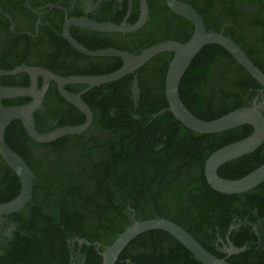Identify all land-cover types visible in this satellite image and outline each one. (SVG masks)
Returning <instances> with one entry per match:
<instances>
[{"label": "flooded vegetation", "instance_id": "obj_1", "mask_svg": "<svg viewBox=\"0 0 264 264\" xmlns=\"http://www.w3.org/2000/svg\"><path fill=\"white\" fill-rule=\"evenodd\" d=\"M177 1L193 7L207 31L222 33L236 42L264 72V0ZM145 2L148 19L137 31L99 32L69 25L76 19L134 25L141 18ZM67 29L74 40L90 51L116 48L139 54L163 42L184 44L193 36L196 26L175 13L168 0H0V70L11 71L26 65L67 78L105 75L122 67L120 58L89 56L77 50L67 38ZM208 46L215 50L212 58L198 59L200 52L186 73L199 103L215 105L226 89L229 59L223 47ZM173 57L172 52L159 54L134 74L88 91L86 84L65 85L66 91L81 95L93 113L91 126L81 134L41 144L28 135L20 120L11 122L5 132L6 143L22 157L35 178L33 198L26 206L19 212L0 215V264H89L90 253L86 247H95L103 262L100 252L107 248L100 242L98 250L96 245L80 244L78 240L86 238L73 231L53 238L45 233L54 226L53 218L63 212L88 230L104 219L112 206L109 197L114 200V192L119 190L115 186L116 176L123 174L129 185V172L123 170L126 167L118 166L115 174L114 164L121 161L117 154L131 144L133 129H137L141 146L152 153L148 165L144 166V179L149 182L141 189L143 194L152 196L188 193L200 178L208 183L205 168L209 157L220 148L248 137L244 138L246 132L239 127L217 134L196 133L177 120L168 107L159 112L141 107L143 97L150 103L167 100L164 80ZM232 68L234 78L245 88L243 107L262 105L264 87L237 61ZM136 76L140 88L138 100L134 93ZM32 82V77L25 72L0 76V84L5 88H28ZM37 82L42 89L46 80L39 76ZM32 101V97L4 98L2 105L13 108ZM35 119L40 133L87 121L86 115L61 94L54 79L49 81ZM262 165L264 144L250 154L223 164L218 174L224 179L236 180ZM21 188L19 176L0 153V204L18 197ZM228 196L233 199L200 223L202 238L215 256L233 264H248L243 254L251 245L258 250L263 244L264 183L246 193ZM116 206L112 218L107 215L109 219H102L101 223L127 225L130 220L133 223L138 220L136 210L126 207L130 215L122 200L117 199ZM76 213H84L86 218L79 219ZM53 242L64 243L51 248L50 257L39 251ZM240 242L247 249L230 254L232 245L243 248L237 246ZM254 258L258 260L257 253Z\"/></svg>", "mask_w": 264, "mask_h": 264}, {"label": "water", "instance_id": "obj_2", "mask_svg": "<svg viewBox=\"0 0 264 264\" xmlns=\"http://www.w3.org/2000/svg\"><path fill=\"white\" fill-rule=\"evenodd\" d=\"M171 9L194 22L196 29L193 36L186 43L173 41L153 45L139 54L116 48L90 51L74 40L68 32L67 38L70 43L80 52L95 57H117L122 59L123 65L120 69L110 74L99 76H71L61 78L53 75L46 69L19 66L11 71L0 70V76L28 73L32 77V86L28 88H5L0 84V153L10 167L20 178L21 192L14 200L0 204V215H8L19 212L33 198L34 174L20 155L14 152L6 143L5 132L11 122L20 120L28 135L41 144L52 143L62 137L77 135L86 131L93 122V113L81 95L72 94L65 90L67 84H86L88 90L103 84L115 82L130 74H134L140 68L149 63L159 54L172 52L174 57L169 65L165 80V93L168 100V109L174 117L188 129L200 134H217L226 132L245 125L252 126L254 131L247 138L224 146L214 152L206 163V178L217 192L234 195L246 193L264 183V165L252 171L248 175L236 179H224L218 174V169L225 163L250 154L264 144V103L251 107L236 109L218 119L205 121L194 115L184 104L180 96V84L183 76L190 67L196 56L208 45H219L223 47L258 83L264 87V72L246 55L241 47L231 38L222 33L207 31L201 16L191 6L177 0H168ZM148 5L143 4V13L140 20L134 24L124 22L121 25L112 23H97L88 19H76L69 25H76L88 30L99 32H133L140 29L148 19ZM42 76L46 82L42 89H39L37 78ZM54 79L59 86L61 94L87 117V121L78 126H64L50 132L40 133L37 130L35 113L42 108L43 99L49 87V81ZM84 91V92H86ZM135 99H139L140 88L137 76L134 81ZM32 97L33 101L25 106L6 108L2 105L4 98ZM152 231H163L179 243H181L197 260L203 264H233L227 259L219 258L208 251L194 236L182 226L166 218H153L148 220H135L132 225L122 232L115 242L104 252L102 264H116L124 250L139 236ZM80 244L96 245L98 250L101 247L99 242H89L86 239H79ZM247 248H236L233 245L230 254H239Z\"/></svg>", "mask_w": 264, "mask_h": 264}, {"label": "trees", "instance_id": "obj_3", "mask_svg": "<svg viewBox=\"0 0 264 264\" xmlns=\"http://www.w3.org/2000/svg\"><path fill=\"white\" fill-rule=\"evenodd\" d=\"M224 50V49H223ZM228 63L226 71V89L223 92L222 99L218 104L206 105L200 104L197 99L196 90L191 87L189 74L186 73L182 78L180 84V96L187 108L198 118L205 121H212L218 119L236 109L243 107L242 92L245 89L240 85L239 81L234 78L233 73L235 69L232 67L236 65V61L227 52ZM215 50L210 46L206 47L198 55V59L209 60L212 58ZM233 61V62H232ZM229 62H232L231 64ZM168 71V69H167ZM252 81L253 79L250 78ZM165 84V80H164ZM142 108H151L153 112H159L161 109L168 107L166 98L160 103H150L143 97L141 101ZM242 128L245 133V137L253 133L251 126L245 125L239 127ZM241 129V130H242ZM131 131L132 138L131 144L120 154L121 161L119 160L114 164L115 174L118 172L117 167L126 168L129 172V185L126 184V180L123 178V174H118L115 178V186L119 190L114 192V200H110L112 206L109 207L107 214L105 212L104 219L101 218L92 230H88L79 223L73 222L65 212L57 214L53 218V227L46 231L45 235L49 238L62 236L70 233H78L82 238H86L90 242H100L103 247L108 248L111 246L117 237L125 231L127 227L133 224L130 220L127 225H109L107 223H101L109 219L107 215L112 218L115 214L117 206L116 200H122L124 208L130 206L134 208L138 214V220H148L153 218H166L186 229L194 238H196L207 250L212 252L207 243L202 238L203 227L201 222L204 221L210 213H216L218 208L227 202H230L233 197L220 194L214 191L206 179H198L196 181L197 186L193 189L190 188L188 193L177 195H159L152 196L143 194L145 184H148V180L144 179V166L149 163V156L152 154L145 146H141V139L138 138L137 129ZM253 169L252 171H254ZM250 171L249 173H251ZM124 171H121L123 173ZM248 173V174H249ZM246 174V175H248ZM245 175V176H246ZM148 176V175H147ZM146 176V177H147ZM244 177V176H243ZM242 178V177H241ZM240 179V178H239ZM122 187L124 189H122ZM108 204V201L105 200ZM148 202L145 207V202ZM131 215V213L129 212ZM76 215L83 220L86 218L84 213H76ZM57 223V225H56ZM263 244L257 250L255 245H251V249L248 250L245 255L247 257L248 264H264V234ZM64 242L57 244L49 243L48 247L39 251L47 253L49 257L53 253V247L61 246ZM245 244L240 242L238 247H243ZM67 247L66 243L64 245ZM90 253L89 264H102V258L97 254L95 247H86ZM68 251V249H67ZM213 253V252H212ZM257 253L258 260H256L255 254ZM46 257L42 258L45 261ZM116 264H203L195 258V256L189 252L181 243H179L171 235L162 231H152L142 234L136 238L121 254Z\"/></svg>", "mask_w": 264, "mask_h": 264}]
</instances>
